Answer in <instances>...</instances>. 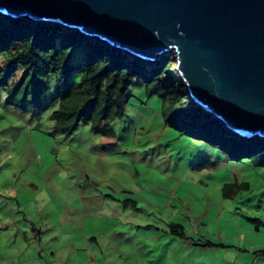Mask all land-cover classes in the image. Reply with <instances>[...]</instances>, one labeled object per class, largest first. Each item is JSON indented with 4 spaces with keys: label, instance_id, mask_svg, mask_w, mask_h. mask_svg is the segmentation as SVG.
<instances>
[{
    "label": "rangeland",
    "instance_id": "obj_1",
    "mask_svg": "<svg viewBox=\"0 0 264 264\" xmlns=\"http://www.w3.org/2000/svg\"><path fill=\"white\" fill-rule=\"evenodd\" d=\"M163 55L178 78L174 53ZM147 100L130 105L115 121L109 147L97 133L88 137V131L79 139L19 133L10 165L0 173V221L9 217L11 222L0 231V248L20 241L41 264H72L84 254L91 258L87 264H222L234 253L246 259L245 249H264V168L223 158L202 169L191 167L199 154L196 143L184 136L174 139L176 132L163 125L160 104ZM7 108L0 88V116ZM234 180L250 185L223 196L224 182ZM127 197L141 209L123 208ZM159 216L178 218L188 235L226 246L198 247L163 229L136 226ZM15 251L6 259L0 253L2 262L32 263L28 253L18 257Z\"/></svg>",
    "mask_w": 264,
    "mask_h": 264
},
{
    "label": "trees",
    "instance_id": "obj_2",
    "mask_svg": "<svg viewBox=\"0 0 264 264\" xmlns=\"http://www.w3.org/2000/svg\"><path fill=\"white\" fill-rule=\"evenodd\" d=\"M165 56L158 57V65H147L77 28L0 12V88L8 105V113L0 116V173L10 165L9 152L17 148L14 141L23 129L26 137L33 130L47 139H79V133L87 131L88 137L95 131L115 137V121L130 105L147 99L160 104L163 125L176 132L174 139L184 136L196 143L199 154L191 167L202 169L223 158L264 168V138L239 136L194 103ZM249 185L224 182L222 194L228 197ZM128 201L136 202L125 198L123 205ZM176 219L166 227L184 236L182 222ZM256 254L264 257V249Z\"/></svg>",
    "mask_w": 264,
    "mask_h": 264
},
{
    "label": "water",
    "instance_id": "obj_3",
    "mask_svg": "<svg viewBox=\"0 0 264 264\" xmlns=\"http://www.w3.org/2000/svg\"><path fill=\"white\" fill-rule=\"evenodd\" d=\"M0 10L137 56L172 51L194 103L230 131L264 138V0H0Z\"/></svg>",
    "mask_w": 264,
    "mask_h": 264
},
{
    "label": "crops",
    "instance_id": "obj_4",
    "mask_svg": "<svg viewBox=\"0 0 264 264\" xmlns=\"http://www.w3.org/2000/svg\"><path fill=\"white\" fill-rule=\"evenodd\" d=\"M95 133H97V132H95ZM97 134H99V133H97ZM99 135H100L99 137L105 143L104 144L105 146L109 147V146L113 145V139H115V137H108V136H105L102 134H99ZM191 165H193V162L191 163ZM103 195H105V194H103ZM127 198L129 199L130 197H127ZM122 201H121V204H122L123 208H127V207L131 206L128 204L129 201L126 203L125 206L123 205ZM133 209H135V208H133ZM140 209H136V210H140ZM7 215H9V214H7ZM6 218H9V217H6ZM6 218H4V220L2 219L3 220L2 222L0 221V231L8 230L11 227L10 220L6 221ZM171 219L175 220L176 218L169 217L167 220H164L162 217L159 216V217H156L153 222H149V223L145 222L143 224H137L136 226L139 228H145V229H154V230L163 229L164 233L173 234L166 227V222L171 221ZM145 225H148V227L146 228ZM173 235H175V234H173ZM175 237L179 238V239H186L187 241H190V242H197L198 247H201V246H203V247L218 246V248H220V247L226 246L223 242H213L207 238L206 239L194 238L193 236L188 235L187 229L185 231L184 236L175 235ZM91 238L93 240L96 239L95 237H91ZM171 239H175V238L172 237ZM82 240L84 241V247H85V251H86L88 249L89 244L87 243L86 237L82 238ZM4 246L7 247V249L0 248V253H2V255L5 259H6L5 256H7V255L9 256V254H10V252H12V250H16L17 253L15 251V255H17L18 257L20 256V254L25 256L28 253L31 256V260H30L32 262L31 264H41L40 261L36 260L32 256V254H34L35 252L33 250H31L27 244L25 245L20 241L18 243H13L11 241V242L5 243ZM227 247H229V246H227ZM230 247H232V249H234L232 244H230ZM248 249L249 250H246V249L244 250V251H247L249 253V257H247L246 259L240 258L239 257L240 253H234V254L231 253L232 257H229V259H227V260H231L232 262L230 263V262H227V260H223L222 264H264V257L256 254L257 251H260L263 249L262 247L261 248H248ZM75 251H76V249H73V252H75ZM230 252H232V251H230ZM251 257L253 259H251ZM90 260H91V258H88L86 256V254H84V256H82V257L79 256L72 264H87L88 261H90ZM2 261H3V258L1 257V254H0V264H4ZM64 264H69V263L67 261H65Z\"/></svg>",
    "mask_w": 264,
    "mask_h": 264
},
{
    "label": "clouds",
    "instance_id": "obj_5",
    "mask_svg": "<svg viewBox=\"0 0 264 264\" xmlns=\"http://www.w3.org/2000/svg\"><path fill=\"white\" fill-rule=\"evenodd\" d=\"M0 12H2V13H4L5 15H8V16H11V17H25V18H28V19H31V20H33V21H43V20H35V19H33V18H31L28 14L27 15H25V14H19V15H11V14H9V13H5V12H3V11H1L0 10ZM45 22H56L55 20L54 21H45ZM56 23H59V24H61V25H64L62 22H56ZM66 25H64V27H65ZM68 26H66V28H67ZM68 28H77V27H68ZM77 29H79V28H77ZM82 33H84L86 36H88V37H96V36H92V35H87L84 31H82L81 29H79ZM99 38V37H98ZM100 40H102V41H104V42H106V43H108L109 45H111V46H113V47H115L116 49H119L117 46H115V44H113V43H111L110 41H105V40H103V39H101V38H99ZM119 50H121V51H123V52H125V53H127V57H130L129 55H131L132 56V58H135V59H137V60H139V61H156V60H158V59H154V58H147V57H145V56H137V55H134L133 54V52L132 51H124L123 49H119ZM164 53V52H163ZM159 54H161V53H159ZM159 54L156 56V58H158V57H160L159 56ZM176 66V65H175ZM178 78H180L179 77V75H178ZM180 81H181V78H180ZM182 82V81H181ZM191 97V96H190ZM192 99V98H191ZM204 108V107H203ZM204 109H206V108H204ZM207 110V109H206ZM208 111V110H207ZM209 112V111H208ZM227 128V127H226ZM228 129V128H227ZM229 130V129H228ZM231 132H233V131H231ZM235 133V132H234ZM237 134V133H236ZM237 135H239V134H237ZM49 136V135H48ZM239 136H241V135H239ZM244 137H247V136H244ZM260 137V136H259ZM262 138V137H261ZM129 199H133V198H129ZM128 199V200H129ZM136 202H137V200H136ZM136 202L135 203H133V204H129V205H131L133 208H135V209H140L141 207H138V206H136ZM129 203V202H128ZM172 220H174V219H171V221ZM168 222H170V221H168ZM182 225H183V230H184V233H185V231H186V227L184 226V224L183 223H181ZM180 224V225H181ZM176 235V234H175ZM186 237V236H185Z\"/></svg>",
    "mask_w": 264,
    "mask_h": 264
},
{
    "label": "bare ground",
    "instance_id": "obj_6",
    "mask_svg": "<svg viewBox=\"0 0 264 264\" xmlns=\"http://www.w3.org/2000/svg\"><path fill=\"white\" fill-rule=\"evenodd\" d=\"M176 58V57H175ZM143 62H145V63H151L152 61H143ZM153 63H151V65H152Z\"/></svg>",
    "mask_w": 264,
    "mask_h": 264
}]
</instances>
